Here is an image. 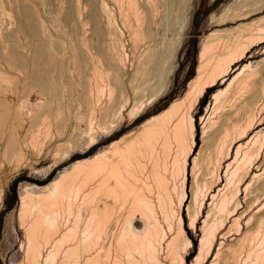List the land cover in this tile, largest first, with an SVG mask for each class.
Segmentation results:
<instances>
[{"label": "bare ground", "instance_id": "1", "mask_svg": "<svg viewBox=\"0 0 264 264\" xmlns=\"http://www.w3.org/2000/svg\"><path fill=\"white\" fill-rule=\"evenodd\" d=\"M113 1L129 37V52L125 51L123 31L115 27L116 15H108L104 0L100 8L102 25L88 26V29L85 25L90 24L94 17V12L84 15L89 3H82L81 0L70 2L72 20L76 22L72 23L76 26L71 35L77 48L70 56V63L75 59L81 67L88 66L91 70L87 74L89 98H86L88 108L85 107L89 114L83 116L88 129L96 118L95 110L101 93L103 97L106 83L112 82L117 92L116 86L121 82L127 58L133 66L129 74L131 83L128 84H132L133 94L137 96L130 113L139 116L150 104L148 99L138 100L145 91L154 90L150 95L155 96L153 100L163 95L178 69L180 53L187 42V32L197 4L196 0ZM224 10L223 15L217 13L222 16L218 19L222 25L228 21L236 24L237 21L251 19L236 26L212 30L200 38L197 73L189 81L188 90L182 98L175 99L168 107L143 120L136 131L123 134L104 149L72 162L47 184L21 183L19 215L26 231L27 264H189L187 256L194 241L185 227L184 207L188 199L190 170L194 175L190 183L193 198L186 205L190 226H196L207 196L209 200L208 203L206 201L208 210L201 222L198 253L190 261L191 264H206L212 254L215 256L208 264H264V216H257L252 226L239 232L245 212V209L241 210L244 205L239 194L252 184L251 180L242 188L248 170L264 150V105H260L264 99V57L256 64L251 61L239 66L228 85L212 94L209 108L215 116L211 120L210 114L202 121V138L207 137L210 127L212 138L206 147L200 145L201 148H196L194 110L207 88L221 79L223 83L232 65L264 39V0H243L240 6L229 11L226 5ZM215 16L211 15L210 19H215ZM19 32V29L14 31L18 35ZM27 38L20 36L18 44L12 47L8 42L9 48L7 35L0 31V49L2 46L3 50H9L0 52V60L8 61L9 65H13L10 64L12 61L21 62L23 67H12L28 74L39 90L45 92L49 89L46 64L38 63L32 69L24 65L28 58L27 51H24L27 48L24 40ZM100 41L105 43L103 51L99 48ZM33 51L39 55L47 54L42 39L34 41ZM6 74L0 62V78L6 81ZM84 77L87 79V76ZM77 84L75 82L76 87ZM114 94L111 95L115 97ZM119 94L117 99L121 98ZM47 95L50 96V92ZM28 96L21 98L17 105L23 122L26 121L25 107L31 104ZM82 96H79L80 99H85ZM125 99L126 95L122 101ZM38 101L37 106L41 109L49 103ZM107 102L100 107L101 117L116 115L112 101ZM12 104L7 96L1 98L0 106L4 108L1 115L9 111ZM79 104H82L81 101ZM47 107L49 109V105ZM118 109L116 112H119ZM26 110L28 115H34L32 107ZM55 115L53 117L57 118ZM38 116L40 118L39 113ZM44 116L46 112L41 118ZM83 118L80 119L82 122L85 121ZM115 118L117 120V116ZM209 120L211 126H208ZM50 123H46L43 130L39 127L27 130H32L31 143L37 142L42 131L50 128ZM46 132L49 133V129ZM43 135L45 131L42 138ZM12 136L10 145H18L20 133L14 132ZM90 136L88 147L97 142L93 132ZM256 176L255 172L253 178ZM232 216L234 218L229 220V224L227 220ZM139 221L142 226L138 227ZM233 230H238L239 236L233 242L225 243L224 239Z\"/></svg>", "mask_w": 264, "mask_h": 264}, {"label": "rangeland", "instance_id": "2", "mask_svg": "<svg viewBox=\"0 0 264 264\" xmlns=\"http://www.w3.org/2000/svg\"><path fill=\"white\" fill-rule=\"evenodd\" d=\"M64 1L65 0H63V2L62 0H0V31L2 34L7 35V46L8 42L10 47H12L14 44H18L17 41L19 40L20 36L23 39H25V36L28 37L26 40H24L27 48L25 50L22 49L24 51H27L28 53V58L24 65L27 66L28 69H32L34 67H37L38 63L46 64V80L47 85H49V89H46L45 92H41L39 88L32 82L28 74H22L17 71V69H14L16 67H23V64L21 62L12 61L10 62V64L13 65H9L8 61H5L4 59L0 60L3 65L4 71H7V77L5 78L6 81L0 78V99L7 96L13 103L10 110L6 113L4 112L5 114L3 115H1V112L4 108L0 106V264H27L26 262L28 261L26 259L27 255L25 252V246L27 245V240L25 237L26 231L24 230L25 228L20 222L21 217L19 215V192L20 187L23 184L22 182L45 185L55 177H57L61 171L68 168V166H70L72 162L88 157L93 153L104 149L107 144L115 139L120 138L123 134H128L132 131H136L143 120L168 107V105H170V103H172V101H174L175 99H180L184 96V93H186V91L188 90L189 81L197 73L200 49L199 42L202 36L208 34L212 30L231 27L234 25L236 26V24H238L239 22H247L251 19L248 18L249 20L245 19L237 21L236 24L228 21L229 23L225 22V24L223 25L222 23H220V20H218L220 19V17H222L220 15H223L222 13L226 11L224 10V7L226 9V5L227 9L229 8L230 11V8L234 9L237 6H240L243 0H196V10L194 12L192 25L187 32V42L183 46L180 53V63L178 69L173 76L172 82L169 84L167 90L163 93V95H160L158 98L153 100L155 96L150 97V95L154 90L145 91L144 94L138 98V100H141L142 98L143 100L147 101L148 99V103L151 101L150 104L147 105V107L139 116L135 117L134 114L130 113V108L136 103L137 96L133 94L134 90L132 84L131 86L129 85L131 83V75L129 74H131L133 66L130 63L129 58H127L125 67L122 69L121 82L118 86H116L117 92L114 91L115 85H113L112 82H110V84L113 87L108 84L109 82L106 83V88L103 91V97L101 93L99 104L97 105V108L95 110L96 118L93 120V124L90 126V129H88L89 125L86 121V117L89 114V110L87 109L88 104L86 105V98H89V92L86 88L88 75L91 73V70L88 68V66L81 67L80 62L78 60L72 59V57V63H70V56H73V52L77 49L73 44V37L71 35L72 30L76 26L74 24V26L72 25V23L75 21H73L74 19L72 17V9H70V2L74 0H67L65 4ZM81 1L82 3H89L87 4L88 9H84L85 16L94 12L92 22L85 25L86 29H88V26L92 27V25L100 27L102 25L100 18V8L103 0ZM104 1L106 3L105 9H107L108 15L110 14V17L116 15L115 27L117 28V30L119 27V29L123 31L125 51L129 52V37L124 25L121 22V19L117 15V5L113 0ZM93 3L95 7H93ZM64 7H66V11L64 10ZM113 13L115 15H111ZM217 13L221 14L218 15ZM213 14L217 16H215L216 20L210 19L211 15ZM19 23L20 25H18ZM9 28L11 31L9 30ZM15 29H19L22 34L20 32L19 35L14 33ZM38 38L43 40L47 54L39 55L38 53L33 51L34 41ZM99 38H101L100 34ZM104 47L105 43L100 41V50L103 51ZM263 48L264 39L256 43L242 60H239L237 63L232 65L231 70H229V72L227 73L226 80L223 83L221 82V79L214 86L207 88L204 96L201 98L198 105L196 106V109L194 110L195 122L199 127V146L201 145L206 147L207 142H209V139L212 138L213 133L211 131V127L210 129L208 128V138L206 137L207 140L206 138H202V121L205 116L208 117L211 114L209 105L212 102V94L218 89L225 88L228 85L227 83H229V81L237 73L236 70L239 66H242L243 64L249 63L251 61L256 64L259 59L261 60V58L264 57ZM1 49L0 52H9V50L7 49L3 50L2 46ZM250 54L252 56H250ZM99 63L100 65H102V62ZM71 64L75 65V67H72ZM12 66H14V68ZM70 69L74 70V77ZM75 71L76 73H74ZM79 72L84 73H82V75H78ZM80 75L83 77V79ZM84 76H87V79ZM13 77L15 78L13 79ZM8 78L10 79L9 81L7 80ZM57 80H59L58 84L60 85L57 84ZM8 82L10 86L8 85ZM75 82L76 84L79 82V85L77 84V87L75 85ZM122 85L124 86V88H122ZM32 87H34L35 89H32ZM29 88L31 92L28 90ZM107 89L110 92L109 95ZM123 89L125 93H122ZM48 90L50 92V96L47 95L49 94ZM119 90H121V92H119ZM113 92L115 93V97L111 95ZM80 93L83 94L80 95ZM118 94L121 95V98L119 97V99L116 98ZM45 95L47 96V100L45 99ZM125 95L127 96V99L122 101ZM24 96H28L27 98H29L31 104L30 106L28 105V107H25L24 112L26 121L23 122V120L21 119V115L17 110V105L18 102H20L19 100ZM57 96H59V98ZM79 96H82V98L85 97V99H80ZM56 99L58 103L60 102L59 104L61 105H58ZM135 99L136 101L134 102ZM38 100H45L49 103H46V105L41 109L37 106L36 102ZM49 100L51 101V104ZM108 100L112 101L111 103H113V105L115 106L113 107L115 108L113 109V111H115L114 113H116V115L112 114L114 118L112 117V115L109 117H101V106L103 104H108ZM80 101L82 103V107L79 104ZM263 101L264 99L261 100L260 104L262 106L264 105ZM115 102H118V104L120 105L118 106V104H116ZM38 105L40 106L39 103ZM48 105L49 109L47 107ZM56 106H59L58 110H56ZM29 107H32L36 112H34V117L30 114H27L26 108L28 109ZM118 107L121 110L118 109ZM117 109L119 110V112H116ZM44 111L46 112V116L43 117L46 118L45 120L41 118L42 115H45ZM55 111L57 112L59 117L55 115ZM38 113L40 115V118L38 116ZM47 115H50L48 117H50L51 123ZM54 115L57 116V118L53 117ZM85 115L86 117H84V119L83 116ZM115 116H117V120ZM214 116L215 114H211L210 119L212 120ZM82 118L83 121L85 120L84 122L80 120ZM37 120L39 121V124H37ZM113 120H116V122L114 123ZM211 120H209L208 126H211ZM111 121L114 126L113 124L111 125ZM48 122L50 123V128H48L49 133L46 132V130H48L46 128V130H44L45 135H43L42 138V134L44 132L42 131L37 142L32 141V143H36L35 147L34 144L31 143L32 130H27L30 129V127L32 129H36L37 127H39L43 130L45 124ZM98 125L99 127H97ZM14 132H19L20 136L18 137V145L12 146L10 144L11 140L13 139L12 134H14ZM92 132L96 135L97 142L93 146L88 147V141L89 139L91 140L90 135L92 134ZM42 139L43 142H41V144L39 142ZM39 145L42 148H38L40 147ZM199 146L198 148H201ZM232 159L233 158L228 159L225 164L230 162ZM263 161L264 150L262 156L257 161H255L254 165H252L248 170L247 176L243 181L242 188H244L245 185L251 180L252 184L245 190V192L244 190H242L239 194V198L244 205V208L242 207L241 210L245 209V212H243V217L241 218L242 226L239 232L244 231L247 226H252L255 220H257L261 215L264 216V172L262 171L264 170ZM232 165L233 163H231V166ZM199 170L201 171V167H199L198 169V173L201 175ZM245 170H247V168ZM255 172L257 173V176L253 178ZM191 173L192 172L190 170L188 179V199L186 205L190 204L189 202H191V199L193 198L192 187L190 185L193 182L192 180H194V175ZM223 174L224 172H222V178L224 179ZM206 198L208 199V196ZM207 199H205L204 204L202 205L201 214L198 217V222L196 223L195 227L190 226V217L186 214L187 206L185 205L184 207L185 227L187 228L189 236H192L195 240V244L190 249L187 256V258L189 259V264H191L190 261L198 253L199 241L202 234V229L200 230L201 222L208 210L207 203L209 202V200L207 201ZM195 206L196 205L194 203V207ZM232 218H234V216L228 218L227 221L229 224V220H232ZM137 225L138 227L142 226V222L139 221ZM239 232L238 230L231 231L230 236L224 239L225 243L233 242L236 237L239 236ZM220 240L223 241V239H219V241ZM214 256L215 254H212V256L208 259V262L211 263ZM59 258L58 261L60 260ZM208 262H206V264H208ZM55 263L58 264V262Z\"/></svg>", "mask_w": 264, "mask_h": 264}, {"label": "trees", "instance_id": "3", "mask_svg": "<svg viewBox=\"0 0 264 264\" xmlns=\"http://www.w3.org/2000/svg\"><path fill=\"white\" fill-rule=\"evenodd\" d=\"M205 100H206V97H205ZM197 131H198V133H197V145H196V148H198V146H199V144H200V140H199V127H198V125H197ZM192 239H193V237L192 236H190ZM193 241H194V244H195V240L193 239ZM189 260V259H188Z\"/></svg>", "mask_w": 264, "mask_h": 264}]
</instances>
